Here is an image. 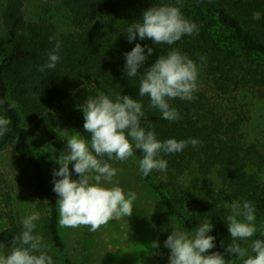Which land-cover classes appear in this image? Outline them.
I'll use <instances>...</instances> for the list:
<instances>
[{"label":"trees","instance_id":"obj_1","mask_svg":"<svg viewBox=\"0 0 264 264\" xmlns=\"http://www.w3.org/2000/svg\"><path fill=\"white\" fill-rule=\"evenodd\" d=\"M58 5L63 19H30L24 0H5L0 10V116L11 120L0 144H13L31 171V192L37 195V220L46 233V246L59 254L54 264H75L65 256L66 242L58 222V199L47 179L45 166L66 151L53 110L80 86L92 81L104 94L129 95L144 105L145 123L158 139L195 138L182 152L163 156L167 172L153 171L141 180L159 197L167 213L192 231L200 223H211V235L221 236L233 200H249L264 229V145L249 140L245 106L236 99L246 91L264 100V0H181L183 15L198 26V33L183 36L174 45H155L151 39L129 43L126 28L142 12L161 0H43ZM175 4L176 0H163ZM55 39L50 43L49 37ZM61 42L60 62L55 69L40 72L56 40ZM135 43L152 47L147 68L170 48H178L198 68L202 84L193 99L169 101L180 114L170 122L151 108L147 96L138 95L140 75L127 78L124 53ZM147 51V48H145ZM200 57H205L202 62ZM225 102V103H224ZM232 106V107H231ZM85 140L89 135L84 129ZM107 159V157H104ZM119 160L108 163L113 166ZM70 171L72 165H69ZM78 174L73 173L72 179ZM4 195V194H3ZM7 225L0 232L5 248L22 232L10 193H5ZM5 212V211H4ZM172 225H168L171 231ZM37 230V228H36ZM162 230V229H161ZM260 238L259 231L253 239ZM227 243L210 252H220L228 264L233 254ZM7 250V249H6ZM250 251V250H249ZM233 260V261H232ZM243 264V258H241Z\"/></svg>","mask_w":264,"mask_h":264},{"label":"clouds","instance_id":"obj_2","mask_svg":"<svg viewBox=\"0 0 264 264\" xmlns=\"http://www.w3.org/2000/svg\"><path fill=\"white\" fill-rule=\"evenodd\" d=\"M181 0L175 4H156L142 12L140 19L125 30L128 42L139 37L140 41L151 39L155 45H174L183 36L198 33V26L181 12ZM55 37L50 36L51 43ZM147 48V51H145ZM61 42L57 39L47 53V61L39 66L40 72L55 69L60 62ZM153 48L135 43L131 51L124 53V72L127 78L140 75L138 95L147 96L150 107L157 109L161 119L170 122L180 119L177 109L169 101L179 98L191 101L197 89L198 68L196 63L178 48H170L166 55H159L147 68L140 69L152 56ZM201 61L205 57H200ZM94 85V84H93ZM93 85L85 83V87ZM4 101L0 100V104ZM84 114L83 128L89 135H73L67 139L64 154L57 160L59 169L53 170L52 191L58 199V222L67 228L88 226L95 232L109 220L130 217L137 199L134 191L119 186L114 178L118 170L108 161L137 159L145 177L154 170L167 172L168 162L163 156L182 152L189 145L195 147L201 141L195 138L177 140L158 139L150 123H145L144 105L129 95L115 98L96 93L80 106ZM9 118L0 116V137L9 130ZM107 157V159H104ZM72 165L70 171L69 165ZM78 174L72 179V174ZM58 177V179H57ZM37 215L21 220L22 232L14 236L5 248L0 242V264H54L48 254L43 236L36 233ZM256 210L249 200H233L230 214L225 217L231 242L225 251L243 258V264H264V229L256 227ZM211 223H200L192 231L173 228L164 241L170 250L168 264H228L220 252H210L216 247ZM259 231V237L251 241L250 251L241 247ZM153 247H156L154 244ZM7 249V250H6Z\"/></svg>","mask_w":264,"mask_h":264},{"label":"rangeland","instance_id":"obj_3","mask_svg":"<svg viewBox=\"0 0 264 264\" xmlns=\"http://www.w3.org/2000/svg\"><path fill=\"white\" fill-rule=\"evenodd\" d=\"M4 2L5 0H0V10ZM24 2L26 14L32 20L63 19L55 3L50 4L43 0H24ZM86 83L94 84L92 81ZM200 84L202 83L197 77V85L200 86ZM98 92L100 91L95 84L92 88H87L84 83L53 110L56 127L66 146L67 139L73 135H82L84 130V114L80 106L89 96H95ZM245 93L236 99L235 103L238 106H245L244 110L248 112L249 121L244 126L246 134L250 141L264 145V100H260L247 91ZM57 160H51L45 166V174L52 185L53 170H58L60 167ZM112 167L118 170L114 179L118 180L119 186L125 192L131 190L137 195L133 204V214L130 217L109 220L95 232H90L85 225L78 228L60 225L62 236L67 244L65 256L75 264H168L170 250L164 247V241L171 234V231L167 230L168 225L188 230L184 228L180 220L167 213L159 197L141 180L135 161L132 159L118 161ZM31 181V171L24 165L15 146L0 144V232L7 225L5 214L10 209L5 207V193L11 194L14 212L20 222L24 217L32 214L40 218V212L36 207L38 197L36 194L33 195L29 186ZM37 220L36 233L43 236L44 244H46V233L42 231ZM256 227L258 230L261 229V223L258 220H256ZM252 240L253 237L247 242H242L241 247L250 250ZM224 242L227 244L231 242L228 227L215 240L216 245ZM154 244L156 247H153ZM46 250L52 257L59 258V254L49 246ZM234 263L242 264L241 258L235 257Z\"/></svg>","mask_w":264,"mask_h":264}]
</instances>
